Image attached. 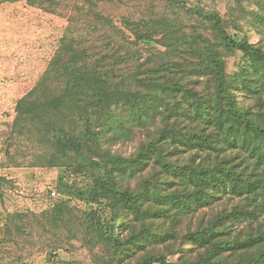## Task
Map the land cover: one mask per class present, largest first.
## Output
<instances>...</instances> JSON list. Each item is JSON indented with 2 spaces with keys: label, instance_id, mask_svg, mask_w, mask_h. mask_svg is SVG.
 Returning a JSON list of instances; mask_svg holds the SVG:
<instances>
[{
  "label": "trees",
  "instance_id": "obj_1",
  "mask_svg": "<svg viewBox=\"0 0 264 264\" xmlns=\"http://www.w3.org/2000/svg\"><path fill=\"white\" fill-rule=\"evenodd\" d=\"M26 3L68 25L2 125L0 165L83 176L78 191L60 184L86 207L60 197L7 212L2 241L51 257L78 241L93 264H264V45L229 30L264 29V0H228L226 13L199 0Z\"/></svg>",
  "mask_w": 264,
  "mask_h": 264
},
{
  "label": "rangeland",
  "instance_id": "obj_2",
  "mask_svg": "<svg viewBox=\"0 0 264 264\" xmlns=\"http://www.w3.org/2000/svg\"><path fill=\"white\" fill-rule=\"evenodd\" d=\"M197 1V0H191ZM209 4V7L216 8L222 13L228 11V0H199ZM46 27L39 26L38 38L36 43H26V37L23 36V46L9 45L8 38L6 36L1 37L0 45V63L18 65V63H29L30 56L26 51L35 48L41 49L39 58L33 62H37L38 72L43 70L53 54L57 40L63 29L67 27L68 21L65 19V23L46 19ZM232 34H235L239 38H248L249 41L254 43H260L264 45V29L257 30L255 27L245 26L244 30L229 29ZM34 39V38H33ZM36 40V38L34 39ZM13 50V48H15ZM22 48V52H19ZM34 53V52H33ZM242 54L239 52L236 55H232L228 58L229 74H233L241 61ZM13 60V62H12ZM27 73L25 70L24 74ZM34 84L23 81L21 84L8 83L4 85L6 89L5 95L0 94V130L2 125L14 120L15 104L17 102L16 97L21 93L26 92ZM2 86V85H0ZM2 90V89H1ZM240 100L244 103H249L250 100L243 95H240ZM7 142L0 134V162L4 158V152ZM0 176L6 177L9 182L3 183L6 190L2 197H0V263L1 264H60L61 262H72L73 264H93L91 261V255L87 249L81 246V243L74 241L73 244L67 246V249L61 250L59 256L51 257V254L46 251L33 249L28 247L22 249V244H16L13 241L4 242L3 238V223L4 217L7 212L15 211H36L40 212L49 207L52 203L56 202L60 197L72 198L73 202L86 207V203L76 197L75 193L72 195L70 191L60 184L61 179L72 185L73 192L80 190V187H84L86 181L83 176L75 174H69L60 168H30V167H2L0 165ZM75 189V191H74ZM56 192V195L53 194ZM69 191V192H68ZM69 194V195H68ZM229 202L225 200L224 203ZM232 202V201H230ZM92 207V204L87 205Z\"/></svg>",
  "mask_w": 264,
  "mask_h": 264
},
{
  "label": "crops",
  "instance_id": "obj_3",
  "mask_svg": "<svg viewBox=\"0 0 264 264\" xmlns=\"http://www.w3.org/2000/svg\"><path fill=\"white\" fill-rule=\"evenodd\" d=\"M46 19L65 23L66 18L45 13L28 5L26 0H0V42L1 37L6 36L10 46L17 45V39L22 37V39H19L18 41V46H23V36H25L26 43H36L39 26L46 27V24H44ZM33 38H36V40ZM0 47H3V45H0ZM30 47L31 49L26 51L30 56L29 63H18V65L0 63V85H2L0 86V94L5 95L6 89L4 88V85L10 82L21 84L23 81H27L31 84H35L38 81L39 76L46 69L45 67L38 72V63L33 62L31 58L37 60L39 55L42 54L39 53L41 49L36 50L35 48L32 49V46ZM15 49L16 47L13 48V50ZM18 51L22 52V48ZM25 70L27 73L24 74ZM32 87L26 92L21 93L16 99H20Z\"/></svg>",
  "mask_w": 264,
  "mask_h": 264
},
{
  "label": "built area",
  "instance_id": "obj_4",
  "mask_svg": "<svg viewBox=\"0 0 264 264\" xmlns=\"http://www.w3.org/2000/svg\"><path fill=\"white\" fill-rule=\"evenodd\" d=\"M53 194L55 195V194H56V192H55V191H53Z\"/></svg>",
  "mask_w": 264,
  "mask_h": 264
}]
</instances>
